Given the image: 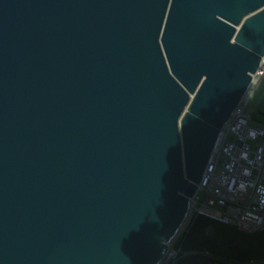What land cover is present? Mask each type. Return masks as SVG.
Returning a JSON list of instances; mask_svg holds the SVG:
<instances>
[{"label": "water", "instance_id": "1", "mask_svg": "<svg viewBox=\"0 0 264 264\" xmlns=\"http://www.w3.org/2000/svg\"><path fill=\"white\" fill-rule=\"evenodd\" d=\"M263 59L264 0H0V264H161Z\"/></svg>", "mask_w": 264, "mask_h": 264}, {"label": "built area", "instance_id": "2", "mask_svg": "<svg viewBox=\"0 0 264 264\" xmlns=\"http://www.w3.org/2000/svg\"><path fill=\"white\" fill-rule=\"evenodd\" d=\"M263 79L264 59L242 103L220 132L206 171L217 178L205 174L192 199L193 216L207 215L248 234L264 231V125L255 123L246 111ZM174 243L161 264H180L183 253Z\"/></svg>", "mask_w": 264, "mask_h": 264}, {"label": "trees", "instance_id": "3", "mask_svg": "<svg viewBox=\"0 0 264 264\" xmlns=\"http://www.w3.org/2000/svg\"><path fill=\"white\" fill-rule=\"evenodd\" d=\"M176 246L180 264H264V231L244 233L207 215H194Z\"/></svg>", "mask_w": 264, "mask_h": 264}, {"label": "rangeland", "instance_id": "4", "mask_svg": "<svg viewBox=\"0 0 264 264\" xmlns=\"http://www.w3.org/2000/svg\"><path fill=\"white\" fill-rule=\"evenodd\" d=\"M246 111L255 123L264 125V79L256 88L250 102L246 105ZM202 202H205V198H202ZM193 214L194 213H191V219L193 217ZM185 229L181 232V234L185 231ZM180 235L178 236V238L180 237ZM178 238L176 239V241L178 240ZM176 241L174 243L175 245Z\"/></svg>", "mask_w": 264, "mask_h": 264}, {"label": "bare ground", "instance_id": "5", "mask_svg": "<svg viewBox=\"0 0 264 264\" xmlns=\"http://www.w3.org/2000/svg\"><path fill=\"white\" fill-rule=\"evenodd\" d=\"M204 211H206V210H204ZM192 212H193V205H192ZM192 212H191V213H192Z\"/></svg>", "mask_w": 264, "mask_h": 264}]
</instances>
